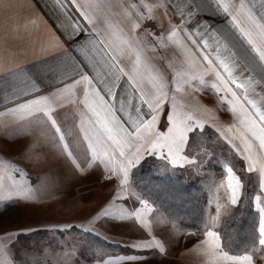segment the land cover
I'll return each instance as SVG.
<instances>
[{
  "label": "crops",
  "instance_id": "crops-1",
  "mask_svg": "<svg viewBox=\"0 0 264 264\" xmlns=\"http://www.w3.org/2000/svg\"><path fill=\"white\" fill-rule=\"evenodd\" d=\"M79 2L85 3L86 0H79ZM90 2L99 5L90 13L96 19L94 24L88 23L81 15V10L76 8L70 0H0V152L2 149H8L6 151L10 152L8 155L11 163L28 165L26 170L31 171L32 168L34 170L31 174L38 173L39 170H35V167H33L38 164H47V167H51L53 170L57 165L61 168V165L86 163L89 165V169L94 165L92 168L94 171L99 169L100 173L106 174V179H112L114 163L132 158L136 155L138 149L139 155L148 153L151 146L145 140H151L152 136L154 138L170 125V121L165 118V115L169 109L173 110L172 105L174 102L177 107V101L183 98L184 100L198 101L199 104H202V102L211 104L208 112L212 113V117L207 112L205 125L196 128L193 133L188 135L187 145L189 155L192 156L195 149L203 148L205 144V139L203 141L197 138L195 142L196 134L203 133L205 135L206 132L212 130L219 132L220 127L215 121L219 116L226 117V108L218 104L223 93L213 89V78L204 76L207 83L203 86H201L199 79L192 78L193 74L199 75L206 66L200 60L203 53L199 52L202 43L199 34L204 33L209 45H211L213 31L217 27L222 28L229 24L230 18L215 9V0H167V15H165L164 9L155 7L160 3V0H90ZM233 2L239 4L241 0H233ZM243 3L259 16L264 0H243ZM5 4L8 6L5 7ZM60 4L65 6L60 7ZM174 4L183 8L185 16L190 10L195 11L196 14L188 18L182 25L185 31L190 34V40L185 41L186 48L169 44L167 47L157 48L155 51H152L151 48L147 50V55L150 57L152 64L163 74L168 83L166 91L169 98L158 112L157 122L152 131L142 130L140 133V137H143V139L136 135L132 121L129 120L128 114L125 112H117L116 115L120 121V127L130 135L124 137V134L120 133V137H123V139L121 145L117 146L115 142L107 139L108 134L105 133L102 142L96 144V151H93L89 149L88 141L83 138L84 133L80 132L81 119L74 116L73 105L65 103V107L57 109L55 114L57 124L64 131L63 140L59 139L60 133L56 132L48 123L27 116L22 112L14 111L25 100L33 99L34 96L50 97V93L54 91L53 88L49 87L41 92L34 93V95L25 96L19 92L14 93V88L19 89L22 87L21 82L15 79L14 73H18L23 69L31 74L34 79L37 77L52 79L54 73L48 71V67L57 62L64 65H73L74 63L89 64L90 61L99 60L97 48L100 45L96 44L93 47V43L98 39L104 40L108 37L109 24L118 25L127 33L129 29H132V22L135 21L139 24V27L132 29L133 34L138 36L145 44L155 43V36H159L161 32L167 36L170 21L173 24L181 21L180 11L177 7H173ZM196 4L200 5L198 10L195 9ZM148 5L152 6L151 10L147 7ZM184 5H188V7H184ZM148 33L152 35H148ZM181 37L183 38V33ZM190 41H194L197 47L193 48ZM80 45H84L83 51L80 49ZM208 53L214 55L212 47H209ZM53 57H56L57 61H53ZM120 62L121 66L125 67V71H127L130 60L124 57L121 58ZM101 64H103V61H101ZM179 70L187 73V76L179 81L182 90L177 88L176 73ZM85 71L88 75H94L88 69H85ZM37 83H40L39 79H37ZM120 85L121 87L116 89L115 100L106 97L109 103L116 108H119L120 101L125 98L121 95L122 91L128 88L127 81L123 78L120 80ZM96 86L103 87L102 85ZM56 87H61V85H56ZM142 87L146 93H151L152 87L147 78L142 82ZM257 92H259V89H257ZM237 94L242 96V91L237 89ZM64 95H67V92ZM50 99L52 98L50 97ZM249 99L254 100L258 106H264V102L259 96L252 95ZM134 102L138 103V98ZM214 102L216 103L214 104ZM52 106L55 107L54 104ZM216 107L220 112L213 110ZM142 111L148 113L150 110L145 105ZM202 111L201 113H203ZM185 112L199 119L198 114L200 113L197 109L190 111L188 107ZM132 116H136L134 111ZM87 119V117H83L85 127L88 126ZM146 119H150V116ZM239 125L240 123L237 122L234 126L236 129H240ZM194 136L195 139L192 141ZM65 142L68 144V149L63 148ZM68 150L72 152L71 156L67 155ZM121 151L124 153L123 156L120 154ZM105 152L110 153L111 158L105 155ZM155 153L156 151L153 153L154 156L158 157ZM191 156L190 162L192 164L193 157ZM202 158V163L211 167L210 160L206 161L208 157L204 158L203 156ZM90 177L89 174L83 176V178ZM73 178L74 176H71L68 179ZM123 192L125 195H141L142 197L129 202L137 207L151 208L153 214L147 216L151 217L153 225L156 224L165 228L164 231L167 233L176 232L171 227L173 226L172 223L168 222L153 201L141 194L138 189H125ZM108 195L111 194L108 193ZM255 210L260 213L261 218V210L257 208ZM208 228L204 231L192 232L200 234L206 232ZM192 236L160 235L158 243L163 246V252L155 246V242H152L153 247L151 248H139L138 258L132 260L129 264H237L236 261L221 258V253L226 252L229 256L244 254H233L226 251L222 245L221 233L218 237L220 247L214 249V254L208 250L210 243H206V241L211 242L212 238L207 237L206 240L200 236ZM144 238L142 236L130 238L125 240V243L128 245L134 242L141 244L147 241ZM183 239H187L189 245L194 241L204 244L196 252H193V250L187 252L184 250V246H180ZM142 240L144 241L141 242ZM248 253L253 255L254 264H264V262H261V260L264 261V246L259 244L256 249L250 250Z\"/></svg>",
  "mask_w": 264,
  "mask_h": 264
},
{
  "label": "snow or ice",
  "instance_id": "snow-or-ice-1",
  "mask_svg": "<svg viewBox=\"0 0 264 264\" xmlns=\"http://www.w3.org/2000/svg\"><path fill=\"white\" fill-rule=\"evenodd\" d=\"M76 8L81 10V15L90 24H94L96 19L90 14L99 5H94L90 0L80 3L79 0H70ZM7 7L8 5H4ZM60 4V7H64ZM133 7H135L133 5ZM152 9L151 5H148ZM155 7L164 9L165 15L168 14L167 0H160ZM181 14V21L173 24L169 22L167 36L163 32L159 36H155V43L145 44L138 36L133 34L132 29L139 27L135 21L132 22V29L126 33L123 28L118 25H108L109 35L104 40H97L93 43V47L99 44L97 53L99 60L90 61L89 64L74 63L73 65H64L60 62L48 67V71H52L54 76L52 79H44L33 76L23 69L18 73H14L15 79L21 82L22 87L14 88L13 92H19L25 96L34 95L41 92L45 88H53L54 91L49 96H39L18 105L14 111H19L27 116L35 117L49 124L50 127L60 133L59 139H64V131L59 127L55 119L57 109L64 108L65 103L73 105L74 116L81 119L80 132L84 133V139L88 141L89 149L96 151L95 145L102 142L104 134L107 133V139L112 140L121 145L123 137L129 136L122 127L117 118V112H125L128 114L129 120L135 133L140 137L143 131H152L157 122V114L161 107L168 100V92L166 91L168 83L163 74L152 64L147 50L151 48L155 51L157 48L167 47L169 44L179 45L186 48V40H190L188 34L182 27L188 18L196 14L195 11H188L187 16L179 5L174 4ZM188 7V5H184ZM200 5L196 4L195 9H199ZM214 7L217 11L225 14L230 18V23L224 27H217L213 31L212 44L209 45L208 39L204 33H200L201 45L199 52L203 53L200 60L206 66L202 72L197 75L193 74V79H199L201 86L207 81L204 76L213 78L212 87L215 91L223 93L221 100H227L232 105L233 112H239L241 119L239 123L240 129H235L234 125L228 126V131L232 132L244 145V151L247 153L248 171L258 169L262 177H264V106H258L254 100L249 99L250 96H259L264 102V4L261 5L260 15L257 16L251 8H248L241 0L236 4L233 0H215ZM255 7V5H253ZM183 33V38L181 34ZM148 35H152L148 33ZM193 48L197 45L194 41H190ZM212 47L214 55H209L208 49ZM80 49L84 50V45H80ZM127 57L130 60L128 70L121 66V58ZM53 61H57L53 57ZM103 61V64H101ZM85 69L94 73L88 75ZM187 76L183 70L176 73L177 88L180 89L179 81ZM127 81L128 88L122 91L121 95L125 98L120 101L119 108L114 107L106 97L111 100L116 99V89L120 88V80ZM147 78L151 84V93L143 90L142 82ZM37 79L40 83H37ZM61 85V87H56ZM102 85L103 87H97ZM130 89V90H129ZM237 89L242 91V96L237 94ZM259 89V92H257ZM67 92V95L64 93ZM19 98V97H18ZM138 98V103L134 102ZM174 100V97H173ZM55 105L53 107L52 105ZM147 106L150 110L148 113L142 111L143 106ZM173 110L176 109L175 102L172 105ZM136 116H132V112ZM150 116V119L146 117ZM83 117H87V127L84 126ZM171 127L168 134H159L163 142L168 146L169 154L173 157V163L178 159H187L180 157L179 153L182 146L187 142L189 133H193L196 128L203 127V122L191 115L183 112L176 115H169ZM235 129V131H234ZM221 135H224L221 132ZM120 137V138H118ZM251 137V138H250ZM143 139V137H140ZM228 137L225 136V139ZM258 141L254 145L253 141ZM151 147L155 148L158 143L151 140H145ZM231 142V141H230ZM235 147V145H234ZM64 149H68L65 142ZM237 151H241L237 148ZM111 158V154L105 152ZM124 155L123 151L120 153ZM67 155L71 156L72 152L67 151ZM139 159V149L136 155L126 160L124 165L125 179L127 177V166L131 165ZM79 167V165H77ZM228 187L232 190L231 203H237L238 190L242 187L240 178L233 172L231 167L227 168ZM264 186V181H262ZM257 201L260 197H256ZM259 207V204L257 205ZM105 215H108L105 213ZM140 218L139 213H135ZM123 218V217H121ZM67 227V226H66ZM260 239L259 244L264 246V208L261 209L260 219ZM206 235L212 238L209 251L214 254V249L220 247L218 234L213 231H207ZM155 246L159 247L163 252L164 248L158 242ZM6 244L0 245V264H11L7 253ZM133 247H153L152 242H143L139 245L134 244ZM224 260L236 261L237 264H254L253 255L245 252L240 256H229L228 253H221ZM127 259H137V257H128ZM107 264V262H105Z\"/></svg>",
  "mask_w": 264,
  "mask_h": 264
},
{
  "label": "rangeland",
  "instance_id": "rangeland-1",
  "mask_svg": "<svg viewBox=\"0 0 264 264\" xmlns=\"http://www.w3.org/2000/svg\"><path fill=\"white\" fill-rule=\"evenodd\" d=\"M218 104L226 108V117L219 116L215 121L220 131H208L205 135L195 133V142L197 138L203 141L205 139L203 148L195 149L191 156L186 142L179 156L187 159H178V162L173 163L168 146L159 135L168 134L170 122L165 130L154 138L152 136L151 141L161 147L149 148L148 153L139 155L135 163L128 165L126 179L124 165L128 159L114 163L112 179H106V174L100 173L99 169L94 171L92 169L94 165L89 169L86 163L61 165V168L57 165L53 170L47 167V164H38L33 166L35 170H39L38 173L31 174L33 168L29 171L26 170L28 165L24 163H11L8 155L10 152H7L6 148V150L2 149L0 152V245H7L5 251L11 264H105V262L129 264L133 259L127 258H138V249L141 247H133L134 244L139 245L135 242L128 245L125 240L142 236L145 237L144 240L158 242L160 235L166 234L179 237L200 236L207 240V231L217 233L218 237L221 233L222 240L224 224L226 225V222L235 215L238 202L243 195H247L251 204L253 203L254 210L264 208V186H262L264 177L258 169L251 172L247 170L249 162L246 159L244 145L236 135L228 131V126L239 122L241 116L239 112L232 111V105L228 104L227 100H220ZM188 107L190 111L197 109L200 113L199 120L203 125L208 115L212 117V113L208 112L211 104L205 102L199 104L198 101L180 98L176 109L172 111L169 109L165 118L183 113ZM213 110L220 112L217 107ZM239 127L243 130L241 125ZM221 132L224 135H221ZM225 136L228 138L225 139ZM253 143L255 145L258 141L254 140ZM237 148L241 151H237ZM154 151L158 157L154 156ZM190 156L193 157L192 164ZM203 156L208 157L206 161L209 159L214 166L208 167L202 163ZM152 157L160 161L162 171L173 172L182 169L189 180L202 185L209 192L210 227H207L206 232L199 234L180 230L172 223L171 227L176 232L167 233L164 231L165 228L151 223V217L147 216L153 214L151 208L137 207L129 202L142 196L125 195L123 190L137 189L133 175L141 168L145 159ZM228 167L233 169L242 184L235 204L231 203L232 190L228 187ZM87 174L91 177L83 178ZM71 176L74 178L68 179ZM258 196L259 201L256 199ZM256 212L260 227V213ZM135 213H139L140 218H137ZM89 232L99 234L110 242L119 243L121 248H112L99 243L97 244L101 246L98 247L95 246L96 244L90 245L87 237ZM180 243L187 252L190 250L196 252L204 244L194 241L189 245L187 239H183Z\"/></svg>",
  "mask_w": 264,
  "mask_h": 264
},
{
  "label": "trees",
  "instance_id": "trees-1",
  "mask_svg": "<svg viewBox=\"0 0 264 264\" xmlns=\"http://www.w3.org/2000/svg\"><path fill=\"white\" fill-rule=\"evenodd\" d=\"M189 179L182 169L162 171L160 162L154 157L145 159L133 175L135 187L153 201L168 221L184 231H203L210 220L209 194L205 187ZM238 203L235 215L224 224L221 240L226 251L233 254L252 251L260 239L259 216L251 201L243 195ZM87 237L90 245L121 248L119 243L93 232L87 233Z\"/></svg>",
  "mask_w": 264,
  "mask_h": 264
}]
</instances>
